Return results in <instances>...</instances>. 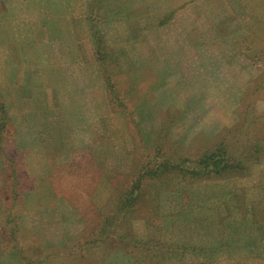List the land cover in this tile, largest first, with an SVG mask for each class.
I'll return each instance as SVG.
<instances>
[{
    "label": "rangeland",
    "instance_id": "374dc122",
    "mask_svg": "<svg viewBox=\"0 0 264 264\" xmlns=\"http://www.w3.org/2000/svg\"><path fill=\"white\" fill-rule=\"evenodd\" d=\"M246 7L248 0H0V94L22 153L16 212L28 255L60 253L81 231L69 190L51 183L79 152L92 165L85 193L111 210L117 192L107 179L133 173L162 129L173 155L195 156L221 137L234 153L251 135L264 145V35ZM248 43L255 64L242 55ZM9 186L0 156V230ZM145 189L132 231L173 251L134 250L143 264H264V156L244 175L168 176ZM121 253L100 264H130ZM61 255L45 264H82ZM0 264L23 262L0 241Z\"/></svg>",
    "mask_w": 264,
    "mask_h": 264
},
{
    "label": "trees",
    "instance_id": "16d2710c",
    "mask_svg": "<svg viewBox=\"0 0 264 264\" xmlns=\"http://www.w3.org/2000/svg\"><path fill=\"white\" fill-rule=\"evenodd\" d=\"M248 1L250 7H246L245 10L254 15L256 27L264 35V0ZM167 16L160 24H165L172 17L169 14ZM250 46L251 44L248 43V46L242 48V55L248 62L255 64V49ZM98 49L95 52L96 60L103 66L105 58L102 46L100 45ZM103 76L107 79L104 72ZM105 87L107 97L111 105H114L115 99H118L112 82L110 83L108 79L105 80ZM130 114L132 115V113ZM128 123L133 131L130 118H128ZM165 133L166 129H162L154 138L149 153L142 158L141 164L133 173H121L107 179L109 187L117 192L111 210L98 205L94 202L92 193L87 195L84 191L85 185L83 186V183L88 178L86 175L92 171V165L89 164L87 155L83 156L79 152L68 163L59 165L54 176L51 177L53 189L59 191V186L64 184V187L69 190L70 196L69 194L66 196L67 203L75 209V212L81 213L82 217L79 218V224L82 228L75 235V238H66L62 242L60 253L51 247H47L42 249L37 257H31L18 244L20 224L17 220L16 211L22 201L20 193L23 167L20 156L22 153L20 154V150L14 141L10 114L0 94V156L3 159L4 175L10 179L11 192L9 203L1 208L3 220L0 241L5 244V249L15 256H19L23 264H45L46 259L59 258L63 256L61 254H64V257L79 260L82 264H100L114 250L122 251L121 254L126 255L123 257H127L126 260L130 264H143L146 259L140 255H134V250H142L148 246L164 255L173 251L164 246L165 244L152 246L156 244L154 242H140L132 231V221L140 217L143 212L146 185L153 182L160 183L168 176L201 180L240 176L247 173L264 156V145L252 139V135L249 136V146L240 149L237 153L231 150L227 138L221 137L195 156L173 155L170 151H165ZM134 138L136 145L138 138L136 136Z\"/></svg>",
    "mask_w": 264,
    "mask_h": 264
}]
</instances>
